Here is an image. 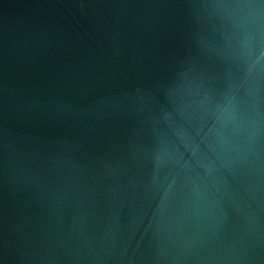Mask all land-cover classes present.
Masks as SVG:
<instances>
[{
  "label": "water",
  "instance_id": "95a60500",
  "mask_svg": "<svg viewBox=\"0 0 264 264\" xmlns=\"http://www.w3.org/2000/svg\"><path fill=\"white\" fill-rule=\"evenodd\" d=\"M0 264H264V0H0Z\"/></svg>",
  "mask_w": 264,
  "mask_h": 264
}]
</instances>
